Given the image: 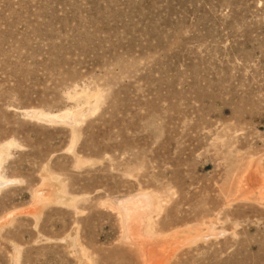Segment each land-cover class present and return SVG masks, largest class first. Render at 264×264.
<instances>
[{"label": "rangeland", "instance_id": "obj_1", "mask_svg": "<svg viewBox=\"0 0 264 264\" xmlns=\"http://www.w3.org/2000/svg\"><path fill=\"white\" fill-rule=\"evenodd\" d=\"M0 264H264V0H0Z\"/></svg>", "mask_w": 264, "mask_h": 264}, {"label": "bare ground", "instance_id": "obj_2", "mask_svg": "<svg viewBox=\"0 0 264 264\" xmlns=\"http://www.w3.org/2000/svg\"><path fill=\"white\" fill-rule=\"evenodd\" d=\"M69 116V115H68ZM66 117V116H65ZM71 117V116H70ZM70 119V118H69Z\"/></svg>", "mask_w": 264, "mask_h": 264}]
</instances>
